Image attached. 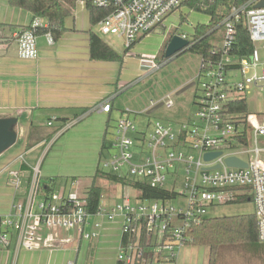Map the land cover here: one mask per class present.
Returning <instances> with one entry per match:
<instances>
[{"label":"built area","instance_id":"2783aa9c","mask_svg":"<svg viewBox=\"0 0 264 264\" xmlns=\"http://www.w3.org/2000/svg\"><path fill=\"white\" fill-rule=\"evenodd\" d=\"M188 0H92L98 8L110 9L99 22L103 36L123 40L126 50L140 37L164 26ZM212 2L216 0H210ZM240 1V0H239ZM222 21L220 41L214 43L211 56L201 58L195 81V111L192 118L179 123L161 120L138 127L133 112L125 110L113 127L110 158L101 160V168L118 179L144 181L153 189L168 190L173 199L144 200L135 189V200L124 195L112 207L88 210L87 194L74 190H43L41 162L30 168L10 169L8 185L16 193L11 213L0 216V249L15 246L34 250L41 231L77 230L89 241L100 234V219L121 217L122 244L118 262L123 264H178L177 252L189 244L188 232L208 218L210 207L229 204L238 196H249L257 218L258 239L264 243V121L256 114L234 112L232 105L244 98L252 86L264 85V0H241ZM243 24L252 44L249 56L234 53L237 25ZM47 23L36 19L30 29L12 33L11 40L23 59L39 56L36 33ZM49 44L55 39L45 33ZM182 39L193 45V38ZM5 38L0 33V43ZM162 66L155 60L147 71ZM160 104L170 110L175 106L167 97ZM112 99L92 111L111 113ZM152 106H156L154 102ZM51 126V124H49ZM220 153L210 161L206 154ZM236 158L245 167H231L227 159ZM20 161H24L21 157ZM184 186L180 191L178 186ZM181 198L184 202H178ZM97 218V221H93ZM92 230H87L91 228ZM48 241L46 245H51ZM74 264V263H70Z\"/></svg>","mask_w":264,"mask_h":264},{"label":"crops","instance_id":"0c3cea01","mask_svg":"<svg viewBox=\"0 0 264 264\" xmlns=\"http://www.w3.org/2000/svg\"><path fill=\"white\" fill-rule=\"evenodd\" d=\"M33 22L32 13L12 6L9 0H0V24L4 25L0 33L5 38V42L0 43V119H15L12 129L17 134L16 143L0 155V216L9 215L16 200L15 191L7 183L8 172L23 164L28 167V171H24L29 173L32 166L41 162L43 179H55L56 186L58 178H67L65 191L73 189V186L77 188V184L83 183L82 177L90 176L93 184L104 149H108L109 134H113L117 119L125 111L116 109L115 100L132 85L125 87L118 79L114 62L91 59V33H96L104 41L108 36L100 33L99 24L92 25L85 2H77L73 16L65 20L68 31L59 40L51 45L46 35H39L38 58L23 59L11 40L12 33L31 26ZM175 31L166 37L164 57L156 55L152 58L157 63L169 60L165 57V48L171 36L184 35ZM147 64L140 59L141 68L146 71L144 66ZM252 88L263 90L264 85ZM244 98L247 100L246 94ZM107 99H112L111 113L92 111ZM248 114H256L264 121V113ZM193 115L191 113L183 120L170 122L186 121ZM165 122L170 123L167 119ZM32 128L40 132L59 131L48 143L40 142L26 150ZM37 136L35 134L33 138ZM261 144L264 146V137ZM35 154L33 163H28L27 159ZM21 157L24 161H20ZM120 218L113 221L100 219V234L89 241L84 240L77 230L52 231L51 234L50 230L44 229L34 250L16 253L14 245L10 249H0V264H70L74 261V264H89L88 259L90 264H119L118 252L123 240ZM87 230H92V227ZM48 241L52 242L50 246L46 245ZM193 249L197 248H191L189 252ZM242 257L250 258L253 264H264V244H259L253 253H242L239 260ZM209 258L210 249L208 264ZM194 259L187 260L188 264H196Z\"/></svg>","mask_w":264,"mask_h":264},{"label":"rangeland","instance_id":"374dc122","mask_svg":"<svg viewBox=\"0 0 264 264\" xmlns=\"http://www.w3.org/2000/svg\"><path fill=\"white\" fill-rule=\"evenodd\" d=\"M183 17L185 18L184 22H182ZM209 21L210 18L207 14L191 11L188 7L183 6L164 23L163 28L156 29L148 36L146 35L143 37L128 52H126L127 50L122 40L114 36L105 37V41L116 48L120 53L118 54L123 58L122 62H114L117 66L118 79L124 83L125 87L132 83V85L123 90V93L115 100L116 109L130 110L133 112L132 118H135L138 127H142L148 121L156 122L161 120L165 122L166 119L169 122L180 121L189 114H193V101L195 99L197 86H193L180 95L177 93L186 85L197 80L201 68V57L187 51L166 60L158 70L151 72H147L141 68L140 59L148 63L147 66H144L145 68L148 67L154 60L152 59L153 57L162 55L166 37L171 33L176 30V33L184 34L191 38L194 35V28L197 24H207ZM120 89L121 87L118 88V90ZM168 96H170L169 99H172L175 103V107L172 110H168L162 106L150 115L147 114L149 110L155 107L151 105L152 102L157 106L162 100H167ZM246 97L248 101V111L250 113H264L260 112L264 110V89H249L246 93ZM111 138H113V136L109 134V143L107 141V147L112 145L110 144ZM35 156L36 154L28 158V163H33V158ZM109 158V150L104 149L102 162L106 163ZM87 177L88 178L82 177L81 180L83 183L77 184V188L73 186L71 190L76 191L80 195H84L86 193L85 186L88 188L92 181L90 176ZM66 180L67 178L62 177L57 179V191L65 189ZM96 185L102 189L100 207H112L120 203L124 195H130L131 198L135 200L137 192L133 188L124 186L121 183L109 181L105 178H97ZM178 188L180 191L184 190V186L182 185L178 186ZM179 202H184V199L181 198L178 202H174V204L177 205ZM250 213H254V205L250 202H245L210 207L208 210V217L216 218ZM119 218L120 217H117L116 219ZM118 222L119 220L116 221L117 224ZM121 223L123 224V221H121ZM50 231L52 232L54 230ZM51 234H53V232ZM191 248L197 249H193L194 251L189 252ZM239 248L241 247L230 249L228 253L231 254L223 251L224 253L221 259H219V264H253L252 260L250 262V258L247 257H242V259L240 258L239 260V257L242 255V251ZM208 252L209 247L199 248L185 245L177 252L178 263L188 264L187 260L196 258V260L194 259L196 264H208ZM87 261H89L90 264V259Z\"/></svg>","mask_w":264,"mask_h":264},{"label":"trees","instance_id":"16d2710c","mask_svg":"<svg viewBox=\"0 0 264 264\" xmlns=\"http://www.w3.org/2000/svg\"><path fill=\"white\" fill-rule=\"evenodd\" d=\"M78 1L86 3L90 13L91 23L94 27L110 13V9L94 6L92 0H9L12 6L32 13L34 21L40 19L46 22L47 28L39 27L36 33L38 35H43L50 32L55 41L59 40L68 31L65 20L73 16V11ZM241 2V0H216L214 2L210 0L186 1L183 4L184 7H188L191 11L205 13L210 18L209 23L197 24L195 26L194 35L192 36L193 45L189 51L203 59L210 57L215 41H220L221 39L222 21L229 15L231 8ZM184 21L185 18L183 17L182 22ZM2 28H4V25L0 24V30ZM30 28L31 26L23 27L22 29L27 30ZM253 49L254 45L250 40L248 31L243 24L239 23L237 25V42L235 44L234 53L240 57L249 56L253 52ZM129 50L130 49L126 52ZM90 54L92 60L108 62L123 61V58L96 33H91ZM161 57H164V50H162ZM232 109L234 112L247 115L249 112L246 98L234 102ZM58 131L59 130L55 132H40L37 131L36 128H32L26 150H30L40 142L48 143ZM35 134L38 136L33 138ZM21 169L28 171V167L24 164ZM97 178H105L109 181L131 187L139 192L141 194L140 198L144 200H165L174 198V194L168 190L153 189L144 181L121 180L99 167L94 176L93 184L86 190L88 210L90 213H95L98 210L102 198V189L96 185ZM55 187V179H43L44 192L51 194L56 191ZM245 202L252 203L249 196L240 195L235 201L229 204H240ZM188 236L190 239L189 244L192 246L209 247V264H219V259H221L224 253L223 251L228 253L230 249L234 247H241L239 248L242 251L241 254L246 252L253 253L259 244H264L260 243L258 239L257 218L254 213L216 218L208 217L199 226L191 228L188 232Z\"/></svg>","mask_w":264,"mask_h":264},{"label":"water","instance_id":"95a60500","mask_svg":"<svg viewBox=\"0 0 264 264\" xmlns=\"http://www.w3.org/2000/svg\"><path fill=\"white\" fill-rule=\"evenodd\" d=\"M260 7H264V2L261 3ZM191 47L192 45L189 46L188 40H184L177 35H172L165 48V57L167 59L176 57L184 52L189 51ZM194 85L195 83H191L185 86L178 92V95L192 88ZM160 107H162V104L155 106L154 108L149 110L147 114L150 115ZM15 123V119H0V155H2L5 151L11 148L17 141V134L12 129ZM219 155L220 153L206 154L205 160L210 161ZM227 164L231 167H245V164L236 158L227 159Z\"/></svg>","mask_w":264,"mask_h":264}]
</instances>
